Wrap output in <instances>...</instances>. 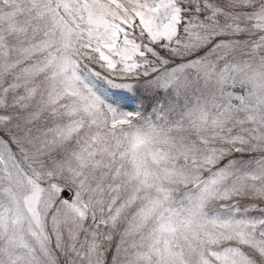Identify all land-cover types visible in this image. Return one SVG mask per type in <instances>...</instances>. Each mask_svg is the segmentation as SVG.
Segmentation results:
<instances>
[{"label": "snow or ice", "instance_id": "1", "mask_svg": "<svg viewBox=\"0 0 264 264\" xmlns=\"http://www.w3.org/2000/svg\"><path fill=\"white\" fill-rule=\"evenodd\" d=\"M0 264H264V0H0Z\"/></svg>", "mask_w": 264, "mask_h": 264}]
</instances>
